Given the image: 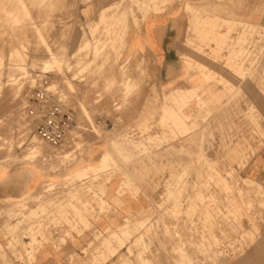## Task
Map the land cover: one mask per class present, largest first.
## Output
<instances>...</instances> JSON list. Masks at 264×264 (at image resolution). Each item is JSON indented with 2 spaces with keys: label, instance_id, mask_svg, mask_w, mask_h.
I'll use <instances>...</instances> for the list:
<instances>
[{
  "label": "rangeland",
  "instance_id": "obj_1",
  "mask_svg": "<svg viewBox=\"0 0 264 264\" xmlns=\"http://www.w3.org/2000/svg\"><path fill=\"white\" fill-rule=\"evenodd\" d=\"M185 1L0 0V163L46 178L0 198V264H264V0ZM178 3L189 73L164 86L130 36ZM45 90L76 114L59 146L34 136Z\"/></svg>",
  "mask_w": 264,
  "mask_h": 264
},
{
  "label": "crops",
  "instance_id": "obj_2",
  "mask_svg": "<svg viewBox=\"0 0 264 264\" xmlns=\"http://www.w3.org/2000/svg\"><path fill=\"white\" fill-rule=\"evenodd\" d=\"M228 0H186L185 4L196 5L207 3L213 7H225ZM183 3L171 6L168 10L159 14H148L140 26L141 31L133 32L130 36V45L139 54L152 56L159 69L161 83L164 86H184L188 78V70L184 65L183 56L186 54V42L188 40L190 16ZM217 8V9H218ZM134 27V26H133ZM102 132V138L95 137L93 154L90 156L92 166H98L104 153L116 140L107 137ZM111 142V144H109ZM88 162V157H83ZM80 160V159H79ZM92 160V161H91ZM80 161L74 162V172L79 171ZM81 170V169H80ZM43 172L31 162H18L15 164L0 163V198L6 200H23L32 196L44 183ZM120 182L118 178H111L107 183L109 198L115 199L118 194ZM141 197V196H140ZM134 199L130 195L123 198L124 210L137 211L144 206V199ZM103 225H108V219H103ZM49 253V251H48ZM47 251L40 258L42 264H52L54 260Z\"/></svg>",
  "mask_w": 264,
  "mask_h": 264
},
{
  "label": "built area",
  "instance_id": "obj_3",
  "mask_svg": "<svg viewBox=\"0 0 264 264\" xmlns=\"http://www.w3.org/2000/svg\"><path fill=\"white\" fill-rule=\"evenodd\" d=\"M35 100L30 111L37 118L34 136L53 146L63 144L76 125L75 112L47 90L39 92Z\"/></svg>",
  "mask_w": 264,
  "mask_h": 264
},
{
  "label": "bare ground",
  "instance_id": "obj_4",
  "mask_svg": "<svg viewBox=\"0 0 264 264\" xmlns=\"http://www.w3.org/2000/svg\"><path fill=\"white\" fill-rule=\"evenodd\" d=\"M5 3H6V1H5ZM200 5V4H199ZM37 149V148H36ZM40 151V150H39ZM41 152V151H40ZM42 153H44V152H42ZM57 153V152H56ZM41 154V153H40ZM50 156V155H49ZM62 156V155H61ZM45 157V156H44ZM43 160H44V158H43ZM54 162V161H53ZM103 167V166H102Z\"/></svg>",
  "mask_w": 264,
  "mask_h": 264
}]
</instances>
